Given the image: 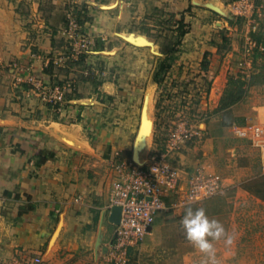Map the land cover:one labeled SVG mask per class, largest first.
<instances>
[{"label": "rangeland", "instance_id": "rangeland-1", "mask_svg": "<svg viewBox=\"0 0 264 264\" xmlns=\"http://www.w3.org/2000/svg\"><path fill=\"white\" fill-rule=\"evenodd\" d=\"M34 1L39 2L40 15L28 22L26 13L34 6L32 0L18 4L16 23L23 31L15 38L21 36V41L31 43L36 38L44 43L50 38L48 51L30 48L32 56L45 57L46 75L27 67L26 62L12 61L0 62V76L10 68L13 80L25 75L26 79L29 75L74 76V80H49L47 85L71 81L76 89L81 80L89 79L87 89L95 100L110 106L106 112L112 114L111 119L121 126L128 124L132 149L140 120L146 115L151 119L145 162L161 156L176 134L180 137L178 147L166 155L167 160L183 172L202 168L224 179L220 192L191 205L204 207L209 218L220 221L232 235V245L220 241L216 249L222 246L237 253V258L234 254L225 258L228 262L264 264V257H256L254 251L259 246L254 238L264 236V221L252 217L263 210L256 208L255 199L245 192L264 196V178L232 179L238 171L233 152L240 140L232 124L244 121L235 119L230 109L235 97L234 103L253 94L252 86L264 87V0H62L59 8L52 0ZM9 3L2 0L0 9ZM69 6H73L82 32L89 33L88 24L94 23L95 17L104 30L97 37L89 33L95 39L94 50L76 58H66L72 50L61 33ZM3 21L0 18V25ZM5 34L0 31V48ZM131 35L142 36L149 44L138 46L129 40ZM102 82L124 92L114 93L108 100L98 91ZM26 85L27 81L15 86L22 88L20 99L31 96ZM244 163V159L237 161ZM183 213L166 210L156 218L151 230L156 236L148 246L154 250L149 264H179L182 251L194 250L180 227Z\"/></svg>", "mask_w": 264, "mask_h": 264}, {"label": "crops", "instance_id": "crops-1", "mask_svg": "<svg viewBox=\"0 0 264 264\" xmlns=\"http://www.w3.org/2000/svg\"><path fill=\"white\" fill-rule=\"evenodd\" d=\"M20 1L10 0L8 8L0 9V18H4L0 31L6 33L0 48V62L23 61L27 67L31 65L35 71L45 74V57L32 56L30 48L38 46L37 50L46 52L51 47L50 38L45 43L39 38L35 43L21 41L23 30L16 23ZM52 2L59 8L62 0ZM32 4L30 14L26 13L27 22L40 15L39 2L32 0ZM94 20L87 30L97 37L104 30L96 17ZM18 33L21 36L15 38ZM12 70L0 76V264H13L18 259L34 256H40L44 264H110L106 250L115 231L107 209L115 177L112 165L118 159L145 162L148 138L137 140L132 149L130 132L126 130L128 124L121 126L116 124V119H111L112 114L106 112L110 106L95 100L87 89L89 79L81 80L78 88L66 95L67 103L58 112L32 93L20 99L22 88H15ZM43 77L45 82L74 80V76ZM256 87L252 86L253 94L245 100L230 105L233 117L244 121L232 126L264 123V87ZM98 91L108 100L113 99L114 93L124 92L123 88L114 89L109 82H102ZM238 144L237 150L233 149L234 157H240L234 159L238 171L232 179L246 182L264 178V146L259 148L241 139ZM242 159L245 163L237 164ZM245 192L255 199L256 208L263 210L252 217L263 222L264 196L259 198L250 191ZM185 207L180 210L184 211ZM151 230L138 245L128 249L121 264H149L148 257L154 252L148 247L149 241L156 236ZM254 240L260 246L254 248L256 257H264V236ZM230 255L238 257L233 249L222 246L216 249L219 264H237L233 259L229 262L225 259ZM180 256L179 264H201L204 259L196 249L182 251Z\"/></svg>", "mask_w": 264, "mask_h": 264}, {"label": "built area", "instance_id": "built-area-1", "mask_svg": "<svg viewBox=\"0 0 264 264\" xmlns=\"http://www.w3.org/2000/svg\"><path fill=\"white\" fill-rule=\"evenodd\" d=\"M66 19V26L61 33L72 50L66 58H76L80 53L92 52L95 39L89 33L82 32L81 25L74 16L73 6L66 10ZM66 58L64 57L63 61H66ZM26 81L29 83L27 93L36 95L58 112L63 111L67 103L66 95L76 90L71 81L48 86L44 77L38 75H29L27 79L26 75L22 79L16 77L15 86L18 87ZM233 131L236 137L249 140L256 147L264 146V123L250 122L233 127ZM172 136L175 139L169 140L164 153L159 157L152 156L144 163H137L133 159H118L112 165L115 177L107 209L110 210L116 205L121 211L120 221L114 225V235L106 250L110 264H121L126 259L128 249L143 240L161 212L180 210L188 204L202 201L220 192L224 186V179L217 173L207 172L202 168H197L191 173L183 172L167 160L166 155L178 147L177 141L180 140L176 134L173 133ZM13 264L44 262L40 256H34L30 259H18Z\"/></svg>", "mask_w": 264, "mask_h": 264}, {"label": "clouds", "instance_id": "clouds-1", "mask_svg": "<svg viewBox=\"0 0 264 264\" xmlns=\"http://www.w3.org/2000/svg\"><path fill=\"white\" fill-rule=\"evenodd\" d=\"M180 227L186 241L203 254L201 264H219L215 244L223 241L230 246L234 242L224 225L214 218H209L204 207L186 206Z\"/></svg>", "mask_w": 264, "mask_h": 264}, {"label": "bare ground", "instance_id": "bare-ground-1", "mask_svg": "<svg viewBox=\"0 0 264 264\" xmlns=\"http://www.w3.org/2000/svg\"><path fill=\"white\" fill-rule=\"evenodd\" d=\"M128 38L132 43L138 46L149 44L148 40L142 36L131 35ZM150 128H151V119L147 115L143 116L141 124H140V134L138 136V140L143 139V138H144L143 140H145L146 138H149Z\"/></svg>", "mask_w": 264, "mask_h": 264}, {"label": "water", "instance_id": "water-1", "mask_svg": "<svg viewBox=\"0 0 264 264\" xmlns=\"http://www.w3.org/2000/svg\"><path fill=\"white\" fill-rule=\"evenodd\" d=\"M139 134H140V128H139V131H138V136H139ZM135 147H136V144L134 145V149H135ZM134 161H136V160H134ZM120 211H121V208L119 206H116V205H114V206H112L110 208L109 215H108V220L113 225H117L119 223V221H120Z\"/></svg>", "mask_w": 264, "mask_h": 264}, {"label": "trees", "instance_id": "trees-1", "mask_svg": "<svg viewBox=\"0 0 264 264\" xmlns=\"http://www.w3.org/2000/svg\"><path fill=\"white\" fill-rule=\"evenodd\" d=\"M169 65L165 66L166 68L168 67ZM238 99V97H235L233 101L231 102H235L236 100ZM246 189V188H245ZM247 190V189H246ZM247 191H250L253 195H255L256 197H259V198H262L261 195H258L256 192L254 191H251V190H247Z\"/></svg>", "mask_w": 264, "mask_h": 264}]
</instances>
